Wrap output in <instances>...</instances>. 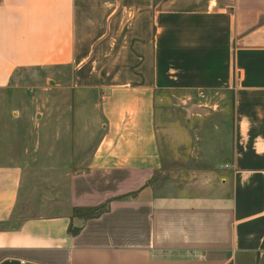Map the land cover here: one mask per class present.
Returning a JSON list of instances; mask_svg holds the SVG:
<instances>
[{
    "label": "crops",
    "instance_id": "obj_1",
    "mask_svg": "<svg viewBox=\"0 0 264 264\" xmlns=\"http://www.w3.org/2000/svg\"><path fill=\"white\" fill-rule=\"evenodd\" d=\"M64 67L103 134L59 214L15 219L29 161L5 91ZM229 91L223 160L195 192L156 194L158 105L192 115ZM0 264H264V0H0Z\"/></svg>",
    "mask_w": 264,
    "mask_h": 264
},
{
    "label": "rangeland",
    "instance_id": "obj_2",
    "mask_svg": "<svg viewBox=\"0 0 264 264\" xmlns=\"http://www.w3.org/2000/svg\"><path fill=\"white\" fill-rule=\"evenodd\" d=\"M17 78L5 91L6 103L18 110L12 123L14 144L29 162L15 219L59 214L62 205L51 204L66 200L69 177L87 171L103 134L97 100L72 89L70 67L21 69ZM171 99L157 107V121L166 130L162 168L152 180L159 195L195 192L202 186V174L214 168L213 159L223 160V150H214L213 143H228L234 117L230 91L210 96L192 115L177 98Z\"/></svg>",
    "mask_w": 264,
    "mask_h": 264
}]
</instances>
